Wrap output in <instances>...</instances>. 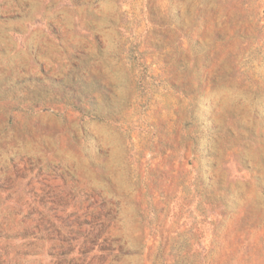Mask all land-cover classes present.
I'll list each match as a JSON object with an SVG mask.
<instances>
[{
	"label": "rangeland",
	"instance_id": "374dc122",
	"mask_svg": "<svg viewBox=\"0 0 264 264\" xmlns=\"http://www.w3.org/2000/svg\"><path fill=\"white\" fill-rule=\"evenodd\" d=\"M44 264H264V0H0V211Z\"/></svg>",
	"mask_w": 264,
	"mask_h": 264
},
{
	"label": "crops",
	"instance_id": "0c3cea01",
	"mask_svg": "<svg viewBox=\"0 0 264 264\" xmlns=\"http://www.w3.org/2000/svg\"><path fill=\"white\" fill-rule=\"evenodd\" d=\"M37 227L16 212L0 211V264H44L45 249Z\"/></svg>",
	"mask_w": 264,
	"mask_h": 264
}]
</instances>
